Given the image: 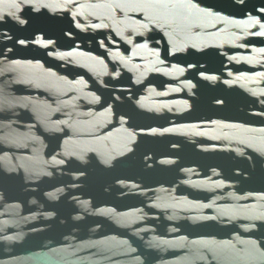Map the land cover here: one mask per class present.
I'll list each match as a JSON object with an SVG mask.
<instances>
[{
	"label": "water",
	"instance_id": "obj_1",
	"mask_svg": "<svg viewBox=\"0 0 264 264\" xmlns=\"http://www.w3.org/2000/svg\"><path fill=\"white\" fill-rule=\"evenodd\" d=\"M0 264H264V0H0Z\"/></svg>",
	"mask_w": 264,
	"mask_h": 264
}]
</instances>
